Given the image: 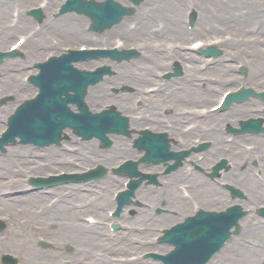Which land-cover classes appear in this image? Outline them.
<instances>
[{
    "label": "bare ground",
    "instance_id": "bare-ground-1",
    "mask_svg": "<svg viewBox=\"0 0 264 264\" xmlns=\"http://www.w3.org/2000/svg\"><path fill=\"white\" fill-rule=\"evenodd\" d=\"M19 1L20 3V7L23 10L24 8L28 7L30 3L32 2H36V0H16ZM49 4L51 0H48ZM57 0H52L51 5H54L55 2ZM182 1H185L183 3H181ZM13 2V0H0V47H4L6 42H8L13 36H14V31H17L19 29H24L25 25L23 23V27L22 25H17V27H21V28H16V29H11L8 28V26H6L7 22L6 19L9 17L10 14V10H9V5ZM155 5V8L151 9L152 11H154L156 13V15L158 17H161V19H163L164 22V27L165 28V32L168 33L169 36H173L172 38L176 39L175 42H182L183 39L188 38V36L190 37L191 35H193L192 32H190L186 26L183 23V19H184V13L187 12L188 10H192L193 12L196 13L197 18H198V23L202 26V30L204 31L206 29V31L208 32L207 34L210 33H216L219 29L217 28V26L220 24L219 27L223 26L225 27L227 32H232V31H239V32H244L247 31L245 29H248L251 25H255L257 26L254 30H256V32L258 33H262L264 35V0H146L145 4H143L141 6L140 12L137 13V15L135 17H139L141 20V23H139L138 28H136L135 32L133 33V35L130 36V38L134 39L135 41H137V39H143V41H141L140 43H135V46L137 48H139V50L141 51L142 48L141 46H139V44H145L146 48H150L151 49V53H152V49H154L153 51H158V54H156V59H153L152 57L149 56V54L146 55L145 60L148 62V64L150 65H154L158 62L161 63V65L164 64V62L167 65V61L172 59L175 61H178L179 63L185 64L186 68L188 69V71L186 73H189L193 70L194 68V63L193 60L198 59L193 53L190 52H185L182 53L179 49L174 48L172 50H167L166 47L163 48L161 45L157 44V46H155L154 44H151L150 42L155 40L158 36V34H156L155 32L150 31V25H151V20L150 19H143L146 16L147 13V9L150 8L151 6ZM47 8V6H46ZM46 11V10H45ZM183 12V18H181V13ZM45 15L49 16L48 14ZM85 17L81 16V15H68L65 18H59L58 20L55 21H49V27L51 30H57V32L61 33V38H71V39H79L81 35L84 34L83 32V28H82V21L84 20ZM123 22V20L115 25H112L110 29H107V33H116L119 31V25L120 26H124V24H121ZM197 23V24H198ZM162 29V30H163ZM199 28L196 29V32L198 31ZM243 30V31H240ZM250 31V30H248ZM105 32V33H106ZM195 32V33H196ZM246 33H250V32H246ZM161 36L164 34V32L160 33ZM207 34L203 35L206 36ZM251 34V33H250ZM253 36H256V34L252 33ZM249 36V35H246ZM99 37H101L99 35ZM144 38L146 40H144ZM30 41V40H29ZM28 41V42H29ZM31 47L33 49H36V44L38 42H43L45 46H49L47 44V40L46 38L39 36L37 38H34L31 40ZM172 41V40H171ZM174 41V40H173ZM27 42V43H28ZM156 42V41H155ZM226 43V42H225ZM225 43H221V47L225 46ZM252 42H249V45ZM151 46V47H150ZM253 46V45H252ZM238 47V46H237ZM237 50V48L233 47L231 49L232 52H235ZM253 59L256 65V68L254 70L250 71V76L253 78V83L251 85H261V79H263V77L261 76V74L264 72V70L262 69V67H260V65H264V43H263V48H261L260 52H255L253 53ZM24 62L23 61H19L18 59H10L7 67L5 68V71L7 72L9 68L13 69V68H19L21 66H24ZM123 66V65H122ZM120 68V65H114V69L118 71V69ZM155 68V66H154ZM230 67H228V65L222 64L220 63L214 70L213 73L218 75L219 71H222L224 74L225 71L229 70ZM7 74V73H6ZM123 72L118 71V73L113 77L112 81L114 82H119L120 78L122 77ZM14 78H17V74L14 73ZM121 76V77H120ZM131 80L134 82H141L142 80L134 75L130 76ZM189 78V76L187 75V79ZM235 81H238V79H236ZM224 82V76L223 78H220L219 82L217 83V85L219 83ZM4 85V88L8 85L10 88L16 90L17 84H16V80L15 79H7V75L4 76V78L0 79V93L1 94H7V92L5 91V89L2 90V85ZM173 85L177 86V89L175 90L173 88ZM225 84V83H224ZM212 85V84H210ZM167 86H169V88H167V90L165 92H161V94H159L158 96L161 97V102L165 103V102H170V100L173 99H178L180 101H184V102H189V103H194V102H198V101H202V100H206L209 96V94L206 95V93L202 94V92L198 91V88H195L193 85V82H187L185 80H173V82L170 84H168ZM178 86L180 88V90L178 89ZM196 86V85H195ZM20 87V86H19ZM225 87V86H224ZM212 87H210L209 90H211ZM12 91V90H10ZM16 92V91H14ZM208 92V91H206ZM210 92V91H209ZM212 93V92H210ZM0 94V95H1ZM18 94V93H17ZM96 94H100V93H96ZM135 94H126L125 96V103H127L128 101V97H133ZM95 98V93L91 94L88 97L89 101H93V99ZM135 100L137 99V93L136 95L133 97ZM173 98V99H172ZM104 99L103 96H101V98L99 100ZM145 99L142 98L140 99L141 102H143ZM146 100H150V99H146ZM145 100V101H146ZM10 103V101H8L5 105H8ZM10 105V104H9ZM170 105V104H169ZM169 105H165L167 107H169ZM196 105V104H193ZM124 106V104H123ZM155 107V106H153ZM253 107H257L255 104H250L249 102H245L244 104L238 106V108L234 111L235 114H240L239 117L245 115V117L247 116H255V113L253 112ZM143 114H145L143 112ZM264 118V115H262ZM2 115L0 116L1 119ZM168 117V116H167ZM170 118H173V120H176V124H180L183 115L179 114V112H177L176 110L171 112ZM187 117H185L186 119ZM221 119V118H219ZM225 121V119L223 120ZM170 128H174V127H169L170 132V136L174 138V135H176V133L173 131L174 129H170ZM205 134L209 135L208 139H214L215 140V144L213 146V148L210 150L209 155L206 159L209 160V158L216 153H220L223 155H227L229 157H231V162L233 164H238L242 157L244 155H247L249 152L244 151V150H240L238 147H227L224 143H223V137L220 136V134L216 133L215 131L209 132L207 130L204 131ZM251 140H255L256 142H258V147L257 150L261 151V149L264 147V138L259 136V137H245L246 139H250ZM187 140V139H186ZM123 143H119V144H115L112 149H110L109 151H107V155H109L110 157L116 158V156L120 155V154H124L123 152V147H122ZM85 148L89 150V148L85 145ZM17 149H14V152H11L10 155H7L6 160H3V158L1 159L2 162L0 163H4L7 168L13 172L14 174H17L19 172H21V169L18 165H16L17 163H20L22 166L29 168V166L31 164H35V161H31L28 157L27 154L28 152L25 150L22 151H18L15 152ZM52 150H55L54 148H52ZM24 151V152H23ZM21 152L23 153V156L21 155ZM89 152L91 153L92 150L90 149ZM37 155V153H34ZM52 154H54V152H52ZM42 155V154H40ZM52 156V155H50ZM56 160V158H54V161ZM9 161V162H8ZM205 161V162H206ZM229 163V162H228ZM230 164V163H229ZM241 168L238 166H233L229 169V171L227 172H223V177L224 179H228L231 178L232 181H234V183H236L237 186H239V182L243 183L248 189L249 191H251V195H253V203H261L262 200H264V188H262V186H260L257 182H259L257 180V178H254L251 175V166H248L246 171H241ZM182 169H178L175 170L172 174L173 175H177V176H181L183 177V175L181 174ZM0 173H4V172H0ZM8 173V172H7ZM22 173V172H21ZM203 174H196L195 176H202ZM112 180V177L109 179L108 184H111L113 182H115L113 180V182H110ZM239 180V181H238ZM103 185L107 184V181H103L102 182ZM249 185V186H248ZM104 187V186H103ZM203 189H196V193L198 194V196L202 199L203 203L205 204L206 208H212L214 207V205L212 204L213 201H218L219 202V198L217 197L216 193L220 192V188L217 187L215 185V183L211 182V183H206L205 187H202ZM156 191H163L161 197L158 196V194H156ZM93 192H96V196H97V200L96 202L93 203L92 207H90V210L94 211L95 213L97 208L103 205V201L101 200L103 197V190L99 187L97 190L93 189ZM141 195L143 196V198H150L153 201H156L159 198H163L164 201H166V205L167 206H172V207H178V203L175 202V199L178 198L176 193L174 191H171L170 189H160V188H155L153 195L151 196L150 194H148L147 189L143 186L140 189ZM78 194H76L75 198H77ZM222 197H224V195H222ZM82 198H84V195H82ZM179 203H183V201L179 200ZM74 202V201H71ZM222 204V202H221ZM243 205H249L246 204L245 201L242 202ZM217 206V205H216ZM59 212L62 214H65L66 212L69 213L72 217H77L79 214H81L80 211L76 210L75 208H71L68 206H59ZM57 208V209H58ZM58 212V219L63 220L62 215ZM100 214V213H97ZM162 214L161 217H163ZM167 216L170 217V219H173V216H170L168 214H166ZM162 218H160L161 220ZM131 220V219H129ZM138 220V218H136L135 220L132 221H136ZM80 226V225H79ZM69 229V231H68ZM61 232L67 231L68 233H72L75 235H78L81 231L80 228H71V227H65L62 226L60 228ZM245 232V229L242 233ZM252 235L255 236V238L259 239L257 241H261L263 244V249H264V225L261 224L258 227H254L251 230ZM245 234L243 237H241V235L237 236L235 242L232 243V245H227L226 247L229 246L227 251H224V253L222 254V256H218L216 263L220 260L219 264H237L235 261V258H237V262L238 264H253V259H254V255L255 252H257L258 250L261 249H256L253 248L251 246H248L245 241L249 242V236ZM244 239V240H241ZM74 243H78L81 241H87V243H89V245L92 244V242L90 240H88V238H80L79 236L77 237V240L74 239ZM226 250V249H225ZM258 263V260H257ZM264 264V262H263Z\"/></svg>",
    "mask_w": 264,
    "mask_h": 264
},
{
    "label": "rangeland",
    "instance_id": "rangeland-1",
    "mask_svg": "<svg viewBox=\"0 0 264 264\" xmlns=\"http://www.w3.org/2000/svg\"><path fill=\"white\" fill-rule=\"evenodd\" d=\"M139 12H140V10H139ZM74 13H76V12H70L69 14H74ZM181 16H182L181 18H183V15H181ZM85 19L87 20V18H85ZM85 19L83 20V23H85ZM6 21H8V18L6 19ZM128 22L129 21H127L126 24ZM87 23H88V20L86 21L85 24H87ZM153 24H154V21L152 22V25ZM31 25H33V24H31ZM120 29L121 28L119 27V30ZM54 35H56V37L57 36L60 37L59 33H54ZM260 36H262V35H260ZM13 39L8 42L6 48H8L9 43L11 41H13ZM81 39H82V35L80 36L79 39L74 40V41H75V43H78ZM98 40L100 41V40H102V38L101 39L98 38ZM69 42H71V39L67 38V40L65 41V43H69ZM47 43L49 45V42H47ZM233 44L235 46L238 45V47H235V48H237L236 53L238 55V57H237L238 59H232V60L227 61V65L228 66H231L233 68H234V66L236 68V62L237 61L243 60L244 58H246V56H248V54H250L251 59L249 57L248 58L250 60H252V62H253L254 61V59H253V57H254L253 56V53H255L257 51L259 52V50L257 48V45H259V43L253 44V46H252V45H249L247 43H244L243 41H241V40L238 39V40H235L233 42ZM258 47L260 48V45ZM242 52H247V53L246 54H243ZM44 53L45 52L43 51V53H41L40 55L43 56ZM241 54H242V56H241ZM18 57L19 56H16L17 59H18ZM260 67H262V69L264 70V65H260ZM224 77H226V76H224ZM202 94H204V93H202ZM205 96H207V94ZM193 104H196L194 106H201L203 103L201 101L200 102L198 101V102L193 103ZM206 104L209 105V103H206ZM181 106H191V105L189 103L183 102V104ZM120 109H122V107H120ZM167 109H168V107L166 108V110ZM234 115H237V114H234ZM215 122H217V120H215ZM236 125H238V123ZM236 125H233V126H236ZM129 130L131 131L132 134L136 131L135 128H129ZM223 136H224V134H223ZM113 139H118L117 142L119 140L124 141V138L122 136H114ZM20 147H22V146H20ZM117 162H118L117 160H115V161H108L107 164H110L109 166H114L115 164H117ZM181 168H183V166ZM33 173H35V171H32V170L28 171V176L30 174H33ZM49 173H56V171H49ZM6 176H8V175H5V177ZM206 178L209 179L207 176H206ZM180 180L176 179L174 181V184H176ZM110 187L112 188L113 186H110ZM165 188H171L172 190H176L177 191L176 187L175 186L172 187V185L167 186ZM28 197H30V198L29 199H26ZM87 197H89V196H87ZM30 199H32V196H29V195L27 197L26 196H13L11 199L3 200V202L5 204V207H1L0 206V216L5 215L6 218L8 219V223H9V226H10L7 235L6 236H3V237H0V244H2L3 246H5L3 244V241L5 239V242H6V245H7V248H8V249H6V247H5V249L6 250H11V251L19 254V256L22 259V264H37L36 260H34V259L29 260V262L27 263L25 261L24 256L21 253V250L22 249H27V250H30L34 254V256L36 258H38V254L36 252V249L32 245L29 246V248H22L19 245V242H20V240H21V243H23L24 241L27 242L28 241L27 239L29 237L34 238L39 233L40 234H43V230L40 228V226H38L37 221H36L37 219H35L33 217V215H36L34 213V211L36 210V208L38 206H42L44 204V202L47 199H49V197H44L42 201H35L34 203H31ZM78 200L79 199H76V201H78ZM86 213H87V211H85V213L83 215H85ZM26 218H30L29 222L26 220ZM174 219H171V220L173 221ZM83 226H84V224H83ZM258 253H260V251L256 252V254L254 255L253 264H256V262H257ZM235 261L236 262L238 261L237 258H235ZM48 263L49 262L46 261V264H48Z\"/></svg>",
    "mask_w": 264,
    "mask_h": 264
}]
</instances>
